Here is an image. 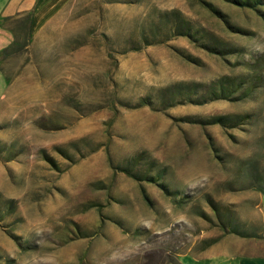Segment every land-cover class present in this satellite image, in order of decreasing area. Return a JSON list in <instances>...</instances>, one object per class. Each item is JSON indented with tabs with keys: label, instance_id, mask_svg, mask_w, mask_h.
Masks as SVG:
<instances>
[{
	"label": "rangeland",
	"instance_id": "1",
	"mask_svg": "<svg viewBox=\"0 0 264 264\" xmlns=\"http://www.w3.org/2000/svg\"><path fill=\"white\" fill-rule=\"evenodd\" d=\"M235 1L5 18L0 264H184L247 234L243 197L264 193V0Z\"/></svg>",
	"mask_w": 264,
	"mask_h": 264
},
{
	"label": "crops",
	"instance_id": "2",
	"mask_svg": "<svg viewBox=\"0 0 264 264\" xmlns=\"http://www.w3.org/2000/svg\"><path fill=\"white\" fill-rule=\"evenodd\" d=\"M67 0H0L2 18L32 11V27L46 21ZM11 42L9 31L0 28V52ZM241 213L245 236L227 234L203 252L196 253L184 264H264V193L244 195ZM248 207V208H247ZM246 209L249 212L246 213ZM257 219V220H256Z\"/></svg>",
	"mask_w": 264,
	"mask_h": 264
},
{
	"label": "trees",
	"instance_id": "3",
	"mask_svg": "<svg viewBox=\"0 0 264 264\" xmlns=\"http://www.w3.org/2000/svg\"><path fill=\"white\" fill-rule=\"evenodd\" d=\"M259 0H236L235 2L238 3L239 6H243V5H246V6H249L251 8H255L257 6V2ZM11 18H8V19H5V18H2L1 21H0V27L3 28V22H7V21H10ZM29 19L27 16H24L22 17V19L19 21L18 25H21L22 27V30H25L27 29V31L29 30ZM5 28V27H4ZM7 29V28H5ZM6 49H3L1 52H5Z\"/></svg>",
	"mask_w": 264,
	"mask_h": 264
}]
</instances>
